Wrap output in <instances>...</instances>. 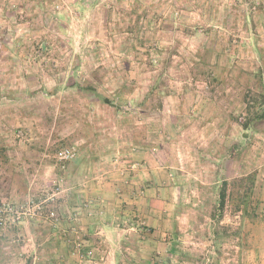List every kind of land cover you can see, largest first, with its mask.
<instances>
[{"label": "rangeland", "instance_id": "rangeland-1", "mask_svg": "<svg viewBox=\"0 0 264 264\" xmlns=\"http://www.w3.org/2000/svg\"><path fill=\"white\" fill-rule=\"evenodd\" d=\"M240 1H231L229 11L240 12L242 16L247 14L242 37L235 35L218 38L226 43L228 40L235 41L233 45L243 42L244 49L239 54L242 55L245 66L234 64L231 67H216L215 71L212 68V75L207 72L211 68L202 67L196 71L199 76L196 79L199 84L201 82L202 88L191 81L189 86L186 85L184 89L182 87L185 92L180 94H222L224 98L221 100L231 111L233 122L243 128V124L252 122L249 120H253V114L264 108L260 97L264 94V0ZM143 4L142 0L103 4L109 14L114 11L119 18L112 29L114 36L102 27L105 25L104 21L101 27L98 25L100 33H96L93 21L88 22L90 29H84L80 27L78 19H69L71 28L68 33L62 26L59 30L57 25L50 26L51 20H18L12 13L5 19L0 16V147L5 148L3 157L7 160L6 164L0 161V201L23 203L28 199L45 200L55 191L57 174L68 164L58 162L56 153L61 148L74 147L77 155L80 147L78 140L87 132L83 130L88 122L84 104L89 96L93 100H99L97 107L101 112L100 119L106 118L110 122L115 116V110L105 106L102 99L107 100L114 94H121L122 97L116 104L122 111L119 116L124 119V124H129L124 128L126 129L136 126L127 119L135 120L134 122L139 123L138 126L145 120L139 112L133 110L143 109L136 106L143 94H153L145 107L146 111L158 108L159 99L156 94H165L169 90L178 94L182 86L180 83L187 75L182 73H186L188 67L163 66L165 56L171 50L166 52L164 47L160 48L156 44L158 41H170L174 44V35L169 34L166 39L159 40L157 37L141 34V30L138 34L132 33L143 25L144 21L139 20V16H143L146 10ZM163 5H169L167 11L174 14L173 18L178 17L179 12L172 11L171 3L167 4L165 1ZM9 9L15 10L12 6ZM161 14L162 12L157 18ZM235 26L237 28V21ZM204 28L209 29L201 24V29L205 30ZM80 30L83 31L80 33ZM258 48L263 51H257ZM177 54L172 60L182 62L193 59V54L184 50ZM259 55L263 58L262 65L257 63ZM235 56L238 57L237 51ZM163 69L168 77L162 76ZM134 94H137L135 102L132 99ZM242 101H245V109ZM156 115L157 113L148 117L156 119ZM202 127L201 123H191L186 128H179L176 133H167L165 127L155 129L163 143L174 145L175 164L178 163L179 167L174 170L183 175L188 174L185 176L187 179L179 177L185 188L183 215L177 221L181 252L187 255L173 262L264 264V226L261 225L264 224L263 209L258 206L260 210L257 209V216L250 217L257 199L254 200L251 195L247 215L241 214L242 219L247 221L245 228L242 227V231L247 232L246 248L244 247L246 251L242 254L238 238L239 219L234 215L235 204H241L238 199L234 198L233 201L231 198L227 201L221 224L214 221L212 223L210 219L217 204V187L226 177L225 174L218 176L220 172L214 174L220 168L217 163L212 166L203 161L207 155L206 147L202 145L206 132L200 130L198 135L196 131ZM247 137L249 140L246 150L243 149L248 160L246 173L250 172L255 176L263 174L264 123L258 122L253 126ZM254 155H260L262 159L256 168ZM228 172L227 178L229 174L235 173L234 170ZM228 179L226 181L230 184L237 180ZM7 184L18 188L11 196L16 201L4 199ZM240 207L243 208L242 205Z\"/></svg>", "mask_w": 264, "mask_h": 264}, {"label": "crops", "instance_id": "crops-1", "mask_svg": "<svg viewBox=\"0 0 264 264\" xmlns=\"http://www.w3.org/2000/svg\"><path fill=\"white\" fill-rule=\"evenodd\" d=\"M118 1L122 0H0V16L5 19L12 13L18 20H51L50 26L57 25V30L62 26L68 33L71 28L69 19H78L84 29H90L88 22L93 21L96 33H100L98 25L101 27L104 21L102 27L113 35L112 29L119 18L114 11L109 14L103 4ZM165 1L171 3L173 12H179L177 18L167 11L169 5L164 7ZM231 1L142 0L146 10L139 20L144 22L132 33L138 34L141 30V34L159 40L166 39L169 34L174 35V44L170 41H158L156 44L164 47L166 52L171 50L165 56L163 66L188 67L186 73H182L187 75L180 83L182 86L178 94L170 90L165 94H156L159 105L154 111H146L145 108L153 94H143L142 100L136 104L143 109L133 110L145 120L138 126L135 120L127 119L136 126L126 129L129 124H124V119L119 116L122 111L116 104L121 94L108 97L106 103L102 101L115 110L110 122L106 118L100 119L99 100L85 94L89 98L84 104L88 114L87 126L83 127L84 131L87 130L86 135L78 140L80 147L76 157L68 162L64 170L58 169L55 191L50 195L54 201L47 203L46 207V212H55L56 218L47 219L45 214L40 219H27L17 226L0 229V264H176L174 260L184 258L187 254L181 252L177 221L183 215L185 187L179 177L188 174L174 170L179 168L173 155L174 145L163 143L156 127H165L167 133H176L179 128H186L191 123H201L203 127L196 131L198 135L200 130L206 132L202 145L206 147L204 159L207 160L203 161L212 166L217 163L220 168L214 174L220 172V177L225 174L223 181L251 175L254 182L251 195L258 202L252 207L250 217L257 216L258 206L264 211V173L256 176L246 173L248 160L243 150H246L249 140L248 131L258 122L264 123V118L249 120L252 122H246L241 128L233 122L231 111L221 100L224 98L222 94H180L185 92L182 87L186 88L191 81L199 84L196 71L202 67L211 68L207 71L211 74L212 68L215 71L216 67L245 66L239 54L244 49L243 42L233 45L235 41L228 40L226 43L218 38L235 35L241 38L244 33L247 14L242 16L240 12L229 11ZM11 6L14 11H10ZM161 12L162 16L157 18ZM108 14L110 16L107 17ZM201 24L209 29H201ZM180 50L193 54V59L182 62L172 60L178 56L177 53L180 54ZM257 51L263 50L258 48ZM260 56L257 63L262 65L263 58ZM161 71L162 76H166V71ZM136 96L133 95L134 102ZM242 102L245 109V101ZM156 113V119L148 117ZM254 158L256 168L262 159L260 155H254ZM229 170L235 173L227 178ZM6 188L4 199L16 201L11 196L18 188L11 184H7ZM1 190L4 191V188ZM234 215L239 219L238 238L242 254L246 251L247 235L242 230L247 221L242 219L241 212ZM210 219L212 223L216 222L212 217ZM261 225L264 226L263 223Z\"/></svg>", "mask_w": 264, "mask_h": 264}, {"label": "built area", "instance_id": "built-area-1", "mask_svg": "<svg viewBox=\"0 0 264 264\" xmlns=\"http://www.w3.org/2000/svg\"><path fill=\"white\" fill-rule=\"evenodd\" d=\"M76 157L74 147H64L56 153V159L61 164H66ZM54 201L53 196L45 200L28 199L23 203H10L0 201V229L14 227L27 219H40L46 214V218L54 220L55 212H46L47 203ZM78 244H76V247Z\"/></svg>", "mask_w": 264, "mask_h": 264}, {"label": "trees", "instance_id": "trees-1", "mask_svg": "<svg viewBox=\"0 0 264 264\" xmlns=\"http://www.w3.org/2000/svg\"><path fill=\"white\" fill-rule=\"evenodd\" d=\"M263 88H264V85H263ZM260 97L262 98L261 100L263 101V104H264V94H262ZM102 101L105 102L106 100L102 99ZM253 115H254L253 119H263L264 118V108L260 112H256ZM3 155H5V148L2 146L0 147V156H1L0 161L6 164L7 160L6 158H4L5 156L3 157ZM253 184L254 182H253L251 175L245 178H239L233 181L231 184L228 183L227 181H223L220 187L217 189V204L215 206V209L213 210V214L211 215V217L217 223H219V221L222 219V216H223L225 204L231 198L233 201H234V198H236L241 203V204H237V203L235 204L236 209H234V212L235 211L241 212L242 215H247V206H248L249 198L252 194ZM240 205H242L243 208H241Z\"/></svg>", "mask_w": 264, "mask_h": 264}]
</instances>
